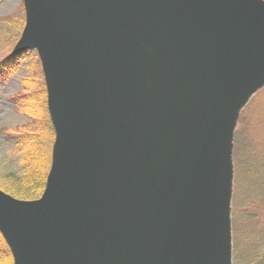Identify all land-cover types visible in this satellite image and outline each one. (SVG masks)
Listing matches in <instances>:
<instances>
[{
    "label": "water",
    "instance_id": "95a60500",
    "mask_svg": "<svg viewBox=\"0 0 264 264\" xmlns=\"http://www.w3.org/2000/svg\"><path fill=\"white\" fill-rule=\"evenodd\" d=\"M53 128L43 191L0 189L12 264H232L233 138L264 0H22Z\"/></svg>",
    "mask_w": 264,
    "mask_h": 264
},
{
    "label": "trees",
    "instance_id": "16d2710c",
    "mask_svg": "<svg viewBox=\"0 0 264 264\" xmlns=\"http://www.w3.org/2000/svg\"><path fill=\"white\" fill-rule=\"evenodd\" d=\"M24 57L25 51L11 53L0 62V84L7 81L19 70ZM16 100L17 109L34 116V109L38 102L34 97L25 95L22 90L20 98ZM255 102L254 99L249 109L256 106L254 105ZM38 109L40 112L41 108ZM43 109L46 111V107ZM243 114L245 112H242ZM247 129L246 123L241 122V126L235 130L234 137L233 162L235 171L231 199L233 263L264 264V231L254 233L247 230L241 221L244 215L243 207H246V204L264 200L262 196L264 193V150L255 144L253 141L255 137L246 134ZM10 136L14 137L13 140L22 154V166L18 173H6L2 178L9 182V190L17 197H38L41 194L40 190L44 187L50 165V146L54 137L53 128L47 121L38 133L34 130H28ZM249 215L251 216V213ZM258 239L259 242L255 244ZM260 242H262L261 246L259 245ZM4 243L0 237V264H12L11 252ZM240 257L243 258V263L240 262Z\"/></svg>",
    "mask_w": 264,
    "mask_h": 264
},
{
    "label": "rangeland",
    "instance_id": "374dc122",
    "mask_svg": "<svg viewBox=\"0 0 264 264\" xmlns=\"http://www.w3.org/2000/svg\"><path fill=\"white\" fill-rule=\"evenodd\" d=\"M24 24L25 13L22 0H0V62L13 53V48L21 36ZM21 63L22 65L20 66L19 70H17L7 81L0 84V189L18 199L31 200L38 198L41 194L38 197H17V195L13 194L12 191L9 190V182L2 178L6 173H18L22 166V154L18 149V145L13 140L14 137L12 138L10 135L28 130H34L38 133V131H41L45 125V122H49L47 109L46 111L43 109L46 107V90L37 51L35 49H26L25 57ZM22 90L24 91L25 95L34 97L38 101V104L36 103L34 109V116L23 113L17 109L16 99L20 98ZM254 99L256 100L254 104L256 106L254 108L252 107L253 109H249ZM38 108H41L40 112H38ZM244 108L245 110H243ZM242 112H245V114L242 115ZM241 122L244 124L246 123V126H248L246 134L255 137L253 140L255 144L264 150V84L249 96L247 102L240 109L235 130L241 126ZM261 128L262 131H260ZM234 171L233 162V185ZM42 191L43 188L40 190V193H42ZM262 196L264 197V193ZM245 206L246 207H243L244 215L241 219L245 228H247V230L253 231L254 233L263 232L264 200L255 202L253 204H246ZM250 213L251 216L249 215ZM258 242L259 239L255 242V244ZM259 245L261 246L262 242H260ZM242 257H240V262H242L243 258H245ZM231 262L234 264L233 255Z\"/></svg>",
    "mask_w": 264,
    "mask_h": 264
}]
</instances>
